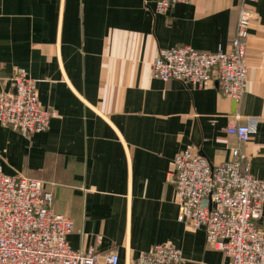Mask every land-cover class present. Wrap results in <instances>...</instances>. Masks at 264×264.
Here are the masks:
<instances>
[{
  "label": "crops",
  "instance_id": "crops-1",
  "mask_svg": "<svg viewBox=\"0 0 264 264\" xmlns=\"http://www.w3.org/2000/svg\"><path fill=\"white\" fill-rule=\"evenodd\" d=\"M249 25V81L241 104L216 81L197 86L152 75L158 51L181 45L229 50L242 6ZM144 0H0V93L17 67L37 80L56 115L25 135L0 123V170L44 181L53 208L74 224V249L116 252L137 264L158 243L180 248L182 264H228L204 228L179 219L169 181L176 155L190 146L215 164L239 151L264 176V0H190L165 13ZM259 117L240 142L226 127ZM208 204L207 200L203 201ZM264 228V215L260 220Z\"/></svg>",
  "mask_w": 264,
  "mask_h": 264
},
{
  "label": "built area",
  "instance_id": "built-area-1",
  "mask_svg": "<svg viewBox=\"0 0 264 264\" xmlns=\"http://www.w3.org/2000/svg\"><path fill=\"white\" fill-rule=\"evenodd\" d=\"M190 0H144L165 13ZM255 12L242 6L229 50L220 45L206 52L190 45L164 48L152 63V75L197 86L216 81L222 92L241 104L247 91V38ZM13 89L0 93V123L25 135L48 129L56 111L42 105L37 80L24 67L14 71ZM259 117L237 114L226 131L244 143L256 133ZM234 159L215 164L190 146L179 152L169 172L175 186L179 219L204 228L210 247L229 256L228 264H264V176L255 177L239 151ZM53 193L44 181L0 170V264H120L116 252L74 249L68 241L73 220L53 208ZM204 200L208 204H204ZM180 248L158 243L142 253L137 264H182Z\"/></svg>",
  "mask_w": 264,
  "mask_h": 264
}]
</instances>
